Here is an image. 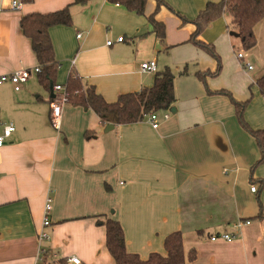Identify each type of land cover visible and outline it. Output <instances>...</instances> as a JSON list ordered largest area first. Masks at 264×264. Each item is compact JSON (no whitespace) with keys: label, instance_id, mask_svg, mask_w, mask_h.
<instances>
[{"label":"crops","instance_id":"1","mask_svg":"<svg viewBox=\"0 0 264 264\" xmlns=\"http://www.w3.org/2000/svg\"><path fill=\"white\" fill-rule=\"evenodd\" d=\"M20 1L12 8L10 0H0V75L38 66L20 17L72 2ZM161 1L156 9L157 0H146L142 15L111 0L71 4V24L49 28L60 62L56 83L64 84L73 69L107 102L152 84L154 73L142 71L141 62L155 60L156 71L168 58L177 68L185 63L187 73L174 78L175 111L157 115L156 127L147 116L102 123L92 109L64 101L56 129L49 106L54 93L39 84L37 73L19 91L8 81L0 84V132L13 126L0 146V264H34L42 251L46 264H72L70 256L79 264H113L105 227L97 222L107 218L119 221L126 250L141 258L163 253L164 237L180 231L185 254L196 253L186 264H264V217H255L264 212V162L250 171L259 157L254 137L226 95L206 92L223 88L248 99L245 121L264 128V95L255 83L264 75V17L254 25L256 43L248 50L240 48L226 13L202 30L199 38L213 45L222 69L201 81L194 73L213 70L216 62L187 40L192 20L220 0ZM150 14L164 24L161 43L150 31ZM223 232L234 236L210 239Z\"/></svg>","mask_w":264,"mask_h":264},{"label":"trees","instance_id":"2","mask_svg":"<svg viewBox=\"0 0 264 264\" xmlns=\"http://www.w3.org/2000/svg\"><path fill=\"white\" fill-rule=\"evenodd\" d=\"M31 1V0H22ZM89 0H72L64 7L48 12H29L20 17L19 25L23 34L30 40L31 48L36 56L39 71L37 79L40 85L46 90L56 84L55 77L60 62L56 60L52 41L49 35V28L53 25H70V5H83ZM118 1L119 5L136 14H144L146 0H111ZM161 0H157L156 9ZM226 13L230 16V24L234 27L239 36V46L248 50L256 43L253 31L254 25L264 17V0H220L209 2L202 9L197 17L192 20L195 25L194 31L190 34L188 42L207 52L216 62L213 70H198L194 73L198 79L204 81L207 76H216L221 70V61L211 43L199 38L202 30L216 17ZM150 31L155 34L159 43L164 39V24L154 18V14L147 16ZM186 21V19H183ZM180 74H186L187 70L182 68ZM174 73L165 67L155 71L152 84L143 86L134 92L121 93L116 100L107 102L92 85L85 84L77 76L73 69L70 71L64 86L68 93L67 102L76 106L92 109L102 123L112 122L116 124L132 123L143 119L150 112L169 110L176 101L174 92ZM260 93L264 95V75L255 81ZM207 93H218L226 95L234 106L235 114L240 125L247 130L255 139L259 149V157L252 165L253 167L264 162V128H251L243 117V109L248 99L237 100L226 89L210 90ZM263 184V181L261 180ZM257 218L264 217L260 210ZM105 227V245L113 258V264H186L196 257L194 249L185 254L183 249V236L180 231H172L163 239L164 252H150L146 258H141L137 253L128 252L125 247V238L121 224L116 219L107 218L104 221H97ZM45 253V252H44ZM43 253V258L45 255Z\"/></svg>","mask_w":264,"mask_h":264},{"label":"built area","instance_id":"3","mask_svg":"<svg viewBox=\"0 0 264 264\" xmlns=\"http://www.w3.org/2000/svg\"><path fill=\"white\" fill-rule=\"evenodd\" d=\"M20 0H10V4L12 8H18L20 7ZM115 5H119L118 1H114ZM77 37H80V33H77ZM117 41H122L123 40V36H118L116 38ZM112 40L108 39L106 40V44L110 45L112 44ZM237 58H243L242 53L241 52H237L236 54ZM74 64V60H71V65ZM245 67L247 69L251 68V64L250 62H246L245 63ZM140 69L142 71L145 72H155L156 71V62L155 60H148V61H143L140 63ZM39 71V66H35L32 69L29 68H25V67H21V68H17L15 70H13L10 73L7 74H2L0 75V84L3 82H10L12 84V87L15 91H19L22 87V85L28 80V78L31 76L32 73H37ZM52 92L54 93L53 97L50 100L49 106H50V121L51 124L54 128L58 129L59 128V119H60V112H61V104L66 101L68 93L66 91V88L64 86V84H54L52 87ZM147 117L149 118V120L151 121V125L152 127H156L157 126V112H150ZM164 117H167V113L164 115ZM13 130V126L12 125H6L2 128L1 132H0V146L3 145L5 138H7L11 131ZM251 190L255 191L256 187L255 185H251ZM50 209V198L46 199L45 202V206H44V210H45V215L43 218V225L47 226L49 224V220H48V211ZM246 223H248V221H246ZM240 222H238L236 224V226H239ZM233 234L227 233V232H223V233H219V234H213L210 236L211 240H215L216 238H223L224 240H230L233 238ZM40 238H48L47 233L42 232L40 233ZM43 253L44 251H42V255L38 258V261L35 262L34 264H46L45 259L43 258ZM67 261L69 263L72 264H79L80 263V259L76 256H70L67 258Z\"/></svg>","mask_w":264,"mask_h":264},{"label":"rangeland","instance_id":"4","mask_svg":"<svg viewBox=\"0 0 264 264\" xmlns=\"http://www.w3.org/2000/svg\"><path fill=\"white\" fill-rule=\"evenodd\" d=\"M79 5V4H78ZM110 29H113V28H110ZM165 55H167V53H164L163 54V56H165ZM210 55L208 54V57H209ZM160 57V56H159ZM211 57V56H210ZM212 58V57H211ZM220 61H221V64H222V60H221V58H220ZM160 63V61H158V64ZM189 63V62H188ZM185 64V63H184ZM184 64H181L180 66H179V68H177L176 67V65H177V62L175 61V59H170V58H168L167 59V62L164 64L166 67H168L173 73H174V75L175 76H179L180 75V71L182 70V68H183V66H184ZM192 65H191V63H189L188 64V67H191ZM164 66H162V67H160V68H158V70H160V69H162ZM221 69H222V67H221ZM221 71V70H220ZM152 74L154 73V72H151ZM162 112H163V110H160V111H158L157 112V115H160V114H162ZM157 121V120H156Z\"/></svg>","mask_w":264,"mask_h":264},{"label":"water","instance_id":"5","mask_svg":"<svg viewBox=\"0 0 264 264\" xmlns=\"http://www.w3.org/2000/svg\"><path fill=\"white\" fill-rule=\"evenodd\" d=\"M174 109H175L174 107H171L170 112H174L175 111ZM107 127H112V124H108Z\"/></svg>","mask_w":264,"mask_h":264}]
</instances>
